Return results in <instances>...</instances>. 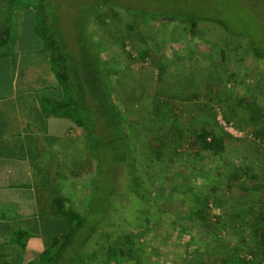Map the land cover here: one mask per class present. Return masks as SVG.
Instances as JSON below:
<instances>
[{
    "label": "rangeland",
    "instance_id": "obj_1",
    "mask_svg": "<svg viewBox=\"0 0 264 264\" xmlns=\"http://www.w3.org/2000/svg\"><path fill=\"white\" fill-rule=\"evenodd\" d=\"M49 2L57 7L54 13L59 17L64 40L72 47L77 39L74 24L78 22L81 26L84 20L91 17V36L88 42L93 43L97 51L101 49L107 55V68L111 72L115 69L117 76L124 74L121 77L124 81L132 80L126 93L132 90L133 94H129L125 101L122 98L125 102L122 109L139 127L135 137L140 144L141 164L160 178L162 176L160 186L169 193L179 211L178 217L170 218L172 224L167 217L164 224L157 227L158 230L170 231V227L181 222L185 229L191 230L188 238L194 236L199 239L211 234L218 236L221 242L237 239L240 229L218 226L214 231L208 230L202 218L214 224L224 222L240 212L246 213L257 197L264 199L260 176L264 166V61L253 57L247 45L252 40L264 50V0ZM10 5H13L11 10ZM151 13L162 16L152 19ZM21 19V12H18L16 5L10 4L8 0H0V28L8 23H12L9 25L13 27ZM194 19L199 20V32L196 35L191 33ZM74 48L77 50L76 45ZM221 51L229 56L227 61L220 60ZM144 52L147 54L144 55ZM111 75L113 77V72ZM233 75L237 77V85L231 83ZM110 79L117 90L116 80H112L111 76ZM172 85H178L179 90L181 86L194 87L206 95L211 92L212 97H224L229 92L230 97L233 96L232 105L227 107L226 104L220 106L217 102L212 103L209 96L206 98L201 92L196 104L186 105L188 101H185L170 108L166 107L167 101L164 104L151 96L165 90V86ZM157 108L160 109L156 111ZM202 127L213 128L217 135H228L224 134L225 156L230 159L231 165L220 177L223 186L218 192L211 190L214 183L212 176H216L215 171L223 167V164L215 155L202 151L196 142L195 136L201 132ZM241 159L247 163H239ZM237 165H248L257 179H235L231 181V188L226 187L225 175L236 171ZM108 167L109 170L102 169L103 172L97 178L101 185L99 197L118 190L120 182L129 191L130 167L110 164ZM210 169L213 170L211 177L208 174ZM89 173L83 174L87 176ZM89 177L83 179V198L77 208H83ZM187 181L195 190L197 186L200 187L198 191L201 195L185 191L190 187ZM195 211L199 218L195 216V219L189 220L188 217L194 215ZM163 243V240H158L157 251L164 254L165 264H183L186 255L181 250L184 247L183 241L180 242L178 238L177 241ZM209 244L219 248L213 238ZM206 253L204 255V252L197 251V258L191 257L188 263L222 264L220 254H211L214 251ZM232 253L245 261L254 258L244 246L234 248Z\"/></svg>",
    "mask_w": 264,
    "mask_h": 264
},
{
    "label": "trees",
    "instance_id": "obj_2",
    "mask_svg": "<svg viewBox=\"0 0 264 264\" xmlns=\"http://www.w3.org/2000/svg\"><path fill=\"white\" fill-rule=\"evenodd\" d=\"M8 2L16 5L18 12H21V17L26 10L32 14L34 12L35 33L51 54L52 70L65 91L64 101H50L51 113L55 116L69 118L84 130L88 152L95 163L93 173L87 181L86 191L88 193L82 202L83 208H77L80 201L74 203L71 194L66 197L59 195L54 199L55 214L64 219L65 229L60 230V234H56L51 239L40 259L32 264H165L164 254L157 251L159 249L157 242L163 240V244H166L177 241L178 238L180 242L183 241L184 247L181 250L186 253L183 257V264H189L190 258L198 255L195 254L197 251L204 252V255L209 251L215 252L211 254H220L222 264L263 263L264 199H259V197L254 204L250 205L246 213L240 212L233 219L231 217V222L226 219L224 222L219 221L214 224L211 220L208 219V222L205 217L202 218L208 230L214 231L218 226H225L226 229L228 227L240 229L237 239L221 242L218 236L211 234L199 239L194 236L188 238L191 230L185 229V225L181 222L170 227V231L158 230L157 227L163 225L167 217L172 224L170 218L178 217L179 211L177 212V207L169 197V193L160 186L162 176L160 178L147 166L141 164L140 144L135 137L138 135L136 130L139 127L123 111L116 89L110 81V76L112 80H116V70H112L113 79L112 72L107 68L109 63L107 55L105 56L101 49L97 51L95 45L87 40L91 36V23L89 22L91 17L88 14L89 19L84 20L81 26L78 22L74 24L77 39L74 37L76 43L72 47L67 40H64V31L61 28L59 17L54 13L57 7L50 4L49 0H8ZM12 6H9L10 10ZM150 15L152 19L162 16V14L153 13ZM198 23L197 19L192 21V35L199 32ZM9 24L12 23L0 28V53L18 36L14 33L15 25L11 27ZM75 45L77 50L74 48ZM247 45L253 57L264 61V50L257 43L249 40ZM146 54L147 52H144V55ZM129 59L132 58L129 57ZM228 59L227 53L221 51L220 60L227 61ZM234 77L233 75L231 83L237 85V77ZM200 93L189 91L186 95L184 92L186 97L183 99L188 101L196 98L198 101ZM210 94L213 95L211 92ZM210 94L203 93L206 98L209 96L212 103L217 102L220 106L226 104L227 107H231L233 96L230 97L229 92L224 97H212ZM159 105L164 107L161 103ZM167 106L175 107L171 102H167ZM159 109L157 108L156 111ZM224 134L217 135L213 128L203 129L202 127L201 132L195 136L200 149L215 155L223 164V167L215 171L216 176H212L214 183L211 185V190L213 192L222 190L223 184L220 177L231 165L230 159L225 156L224 138L227 134ZM245 162L247 163L245 159H241L239 163L244 165ZM109 164L115 167L119 165L130 167L131 187L127 191L124 189V184L120 182L118 190L99 197L101 185L97 178L103 170H109ZM241 166L237 165L236 171L225 175L227 176L226 187L231 188L233 184L231 181L235 179L240 181L244 179L243 177H250L251 180L257 179L248 165ZM262 170L263 174L260 176L264 189V166ZM212 171V169L209 170V177L213 174ZM186 183L190 186L188 181ZM196 188L195 190L190 186L185 191L198 196L200 194L198 190L201 188L198 186ZM205 203L208 202L205 200ZM193 214L188 217L189 220L198 217V212L195 211ZM211 238L217 242L219 248L210 246ZM242 246L251 251L254 257L252 261H245L238 255H233L232 250Z\"/></svg>",
    "mask_w": 264,
    "mask_h": 264
},
{
    "label": "crops",
    "instance_id": "obj_3",
    "mask_svg": "<svg viewBox=\"0 0 264 264\" xmlns=\"http://www.w3.org/2000/svg\"><path fill=\"white\" fill-rule=\"evenodd\" d=\"M21 18L14 30L18 36L0 53V264L38 261L65 229L54 199L71 194L74 203L81 201L83 179L94 170L84 130L51 113L50 101H64L65 91L52 70L51 54L35 33L34 15L26 10ZM119 75L116 93L125 105L133 94L126 93L132 80ZM189 91L202 92L172 85L151 96L178 105Z\"/></svg>",
    "mask_w": 264,
    "mask_h": 264
}]
</instances>
